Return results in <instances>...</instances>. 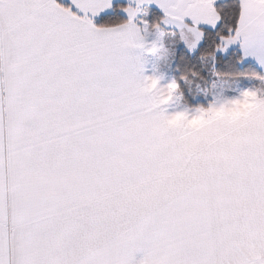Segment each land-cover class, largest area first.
I'll list each match as a JSON object with an SVG mask.
<instances>
[{
	"label": "snow or ice",
	"instance_id": "obj_1",
	"mask_svg": "<svg viewBox=\"0 0 264 264\" xmlns=\"http://www.w3.org/2000/svg\"><path fill=\"white\" fill-rule=\"evenodd\" d=\"M0 264H264V0H0Z\"/></svg>",
	"mask_w": 264,
	"mask_h": 264
},
{
	"label": "crops",
	"instance_id": "obj_2",
	"mask_svg": "<svg viewBox=\"0 0 264 264\" xmlns=\"http://www.w3.org/2000/svg\"><path fill=\"white\" fill-rule=\"evenodd\" d=\"M141 255V253H137V256L139 257Z\"/></svg>",
	"mask_w": 264,
	"mask_h": 264
}]
</instances>
